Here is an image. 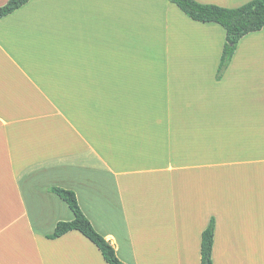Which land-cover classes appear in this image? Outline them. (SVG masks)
Wrapping results in <instances>:
<instances>
[{"label":"crops","instance_id":"0c3cea01","mask_svg":"<svg viewBox=\"0 0 264 264\" xmlns=\"http://www.w3.org/2000/svg\"><path fill=\"white\" fill-rule=\"evenodd\" d=\"M174 7L30 0L0 19V264H105L76 231L47 239L73 219L51 188L75 194L124 264H200L211 218L212 264H264V28L240 40L216 80L219 28ZM192 23L216 39L194 37L214 51L209 64L174 59ZM257 48L261 61L249 57ZM162 51L160 64L149 55Z\"/></svg>","mask_w":264,"mask_h":264},{"label":"trees","instance_id":"16d2710c","mask_svg":"<svg viewBox=\"0 0 264 264\" xmlns=\"http://www.w3.org/2000/svg\"><path fill=\"white\" fill-rule=\"evenodd\" d=\"M29 1L8 0L0 7V19L11 14ZM168 1L191 21L201 24H215L223 30L224 43L215 76L216 80L221 79L240 40L264 28V0H251L234 9L200 4L194 0ZM49 191L67 205L73 215V219L70 222L57 223L53 233L47 236V239L55 240L69 232L76 231L98 250L105 264H124L117 258L111 244L93 229L80 210L76 196L72 191L61 188H51ZM213 238L214 220L211 218L200 236V264H212Z\"/></svg>","mask_w":264,"mask_h":264},{"label":"rangeland","instance_id":"374dc122","mask_svg":"<svg viewBox=\"0 0 264 264\" xmlns=\"http://www.w3.org/2000/svg\"><path fill=\"white\" fill-rule=\"evenodd\" d=\"M175 10H177V9H175ZM129 18H130V20H135L134 23L131 22L132 23L130 25L131 28H138V29L141 28L140 19L137 18V15L133 14V17H129ZM163 21L158 20V22L156 24H154L155 28L151 27L156 33H158V35L160 37V40H161V36L163 34L167 33V31L165 30V24H164ZM146 24H147V22L144 21V25H142V28L150 29V27L146 26ZM175 25L178 26L177 21L175 22ZM205 26H209V25H205ZM212 26H214L215 28H217V27L219 28V30L221 32V35H222V40H223L224 32L220 29L219 26H217V25H212ZM182 27H184L186 30H188L190 32L191 37H192V41H190V43L187 45V47H185L184 51L183 50H179V51H183L184 54H174V59L175 60H184V61H189V60L190 61H203V62H208V64L210 62H212L213 59H214V55H215L214 51L212 50V48H211V51L209 52V54H207V47H206L207 43L206 42L200 43L199 41H196L195 38H194V37H198V40L201 39L202 41L203 40L206 41V38L210 37V38H212V44L214 45L216 39L214 38V36L212 34H210L209 32L205 31V30L210 29V28H206V27H203L200 24H193V23L190 25V27H188L186 25H183ZM191 27H194V28L198 29V31H199V29H201L203 31L202 32H198L197 30H192ZM138 34L140 36H142L143 39H145V37H149V35L148 34H144V32L143 33L138 32ZM163 37H164V35L162 36V38ZM148 45H150V44H148ZM194 50H197V51H194ZM255 51H256L255 54L253 56H249V57L253 58L254 60L261 61L262 58H263L262 49L257 48ZM149 55H152L153 56V60L155 59L154 61H157L159 64L161 62H165L166 61V54L163 53V51L160 54L153 52V53H151ZM206 57H208V59H209L208 61H207ZM176 258H177V256L174 255V256H171V258H169V260H163V259H159L158 256H156V257L154 256L151 259H145V260L141 259L139 264H179V262H178V260H176Z\"/></svg>","mask_w":264,"mask_h":264},{"label":"bare ground","instance_id":"6f19581e","mask_svg":"<svg viewBox=\"0 0 264 264\" xmlns=\"http://www.w3.org/2000/svg\"><path fill=\"white\" fill-rule=\"evenodd\" d=\"M148 262V261H147ZM151 263V262H150Z\"/></svg>","mask_w":264,"mask_h":264},{"label":"water","instance_id":"95a60500","mask_svg":"<svg viewBox=\"0 0 264 264\" xmlns=\"http://www.w3.org/2000/svg\"><path fill=\"white\" fill-rule=\"evenodd\" d=\"M208 264V263H207Z\"/></svg>","mask_w":264,"mask_h":264}]
</instances>
